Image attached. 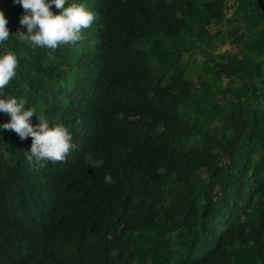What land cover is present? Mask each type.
<instances>
[{"label":"trees","instance_id":"16d2710c","mask_svg":"<svg viewBox=\"0 0 264 264\" xmlns=\"http://www.w3.org/2000/svg\"><path fill=\"white\" fill-rule=\"evenodd\" d=\"M71 3L76 45L0 44L4 91L78 146L40 167L0 129V264H264V0Z\"/></svg>","mask_w":264,"mask_h":264},{"label":"clouds","instance_id":"9594fccd","mask_svg":"<svg viewBox=\"0 0 264 264\" xmlns=\"http://www.w3.org/2000/svg\"><path fill=\"white\" fill-rule=\"evenodd\" d=\"M13 2L24 10L19 23L26 31L17 29L15 33L10 34L8 20L3 10H0V44L6 42L10 36H15L21 42H29L33 49L39 47L56 50L60 46H74L85 39L83 30L90 28L97 19V14L82 3L65 6L67 0H13ZM53 5L59 10L58 14L51 10ZM17 68L16 54L6 49V54L0 55V113L8 115L10 120L0 124V129L15 132L21 140L32 138L31 148L25 152L29 163L35 159L40 167H45L49 161L66 162L70 152L78 147L73 142L70 126L63 123L50 125L48 120L36 115L34 107L26 109L25 99H17L4 91L9 82L16 77ZM34 115L39 119L36 125L30 123ZM104 179L105 183H115L111 175H106Z\"/></svg>","mask_w":264,"mask_h":264},{"label":"rangeland","instance_id":"374dc122","mask_svg":"<svg viewBox=\"0 0 264 264\" xmlns=\"http://www.w3.org/2000/svg\"><path fill=\"white\" fill-rule=\"evenodd\" d=\"M229 47H230V45H223V46H221V49L223 50V49L229 48Z\"/></svg>","mask_w":264,"mask_h":264}]
</instances>
